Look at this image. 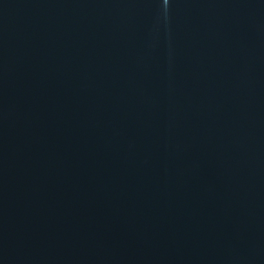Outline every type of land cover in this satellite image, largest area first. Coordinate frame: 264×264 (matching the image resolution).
<instances>
[{"label":"water","instance_id":"1","mask_svg":"<svg viewBox=\"0 0 264 264\" xmlns=\"http://www.w3.org/2000/svg\"><path fill=\"white\" fill-rule=\"evenodd\" d=\"M0 264H264V0H0Z\"/></svg>","mask_w":264,"mask_h":264}]
</instances>
